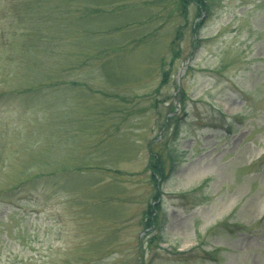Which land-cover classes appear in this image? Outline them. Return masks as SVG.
<instances>
[{
    "label": "rangeland",
    "instance_id": "rangeland-1",
    "mask_svg": "<svg viewBox=\"0 0 264 264\" xmlns=\"http://www.w3.org/2000/svg\"><path fill=\"white\" fill-rule=\"evenodd\" d=\"M44 1L0 0V264H264V0H98L75 36Z\"/></svg>",
    "mask_w": 264,
    "mask_h": 264
},
{
    "label": "trees",
    "instance_id": "trees-1",
    "mask_svg": "<svg viewBox=\"0 0 264 264\" xmlns=\"http://www.w3.org/2000/svg\"><path fill=\"white\" fill-rule=\"evenodd\" d=\"M98 0H48L44 1V7L48 9L50 12H54L56 17V24H60V30L65 31L68 34H72L71 36H75L76 34H80L85 31L86 33H92L91 30L84 26H79L78 24L80 21L87 20L91 18L93 15L96 14V12L99 9H102L99 4H95V2ZM190 2L191 4H194L197 10L196 15L200 17L202 16H208L210 13V8L208 5L207 0H181V6L183 7L185 11V5L187 2ZM38 4L42 2H37ZM28 9V7H27ZM18 19V18H17ZM20 20V19H18ZM73 22H75L73 24ZM193 33L197 31V28L195 29V26L192 27ZM181 28H178L176 30L175 39H179L180 37ZM174 43L171 42L170 46L173 47ZM173 51V48L171 49ZM56 71H53V75H56ZM165 74V73H164ZM50 75V74H49ZM173 110V109H172ZM167 128V126H166ZM173 133H177V126L173 127ZM175 135V134H174ZM149 162H148V169L150 170L151 174V181L154 183V186L156 189L159 188L161 182L165 181L168 178L169 170H165L166 162L172 160L171 154L168 152L167 155H163V152H153L149 151ZM153 205L149 204L147 209L144 212V226L145 229H148L151 226L156 225V214L155 212H158L159 205L158 200L159 196L156 194L153 197Z\"/></svg>",
    "mask_w": 264,
    "mask_h": 264
}]
</instances>
